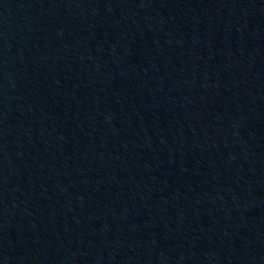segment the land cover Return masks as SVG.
<instances>
[{
  "label": "water",
  "instance_id": "obj_1",
  "mask_svg": "<svg viewBox=\"0 0 264 264\" xmlns=\"http://www.w3.org/2000/svg\"><path fill=\"white\" fill-rule=\"evenodd\" d=\"M0 264H264V0H0Z\"/></svg>",
  "mask_w": 264,
  "mask_h": 264
}]
</instances>
